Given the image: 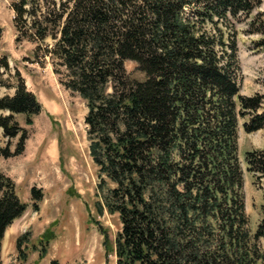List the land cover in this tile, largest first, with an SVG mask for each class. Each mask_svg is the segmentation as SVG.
<instances>
[{
  "label": "trees",
  "instance_id": "1",
  "mask_svg": "<svg viewBox=\"0 0 264 264\" xmlns=\"http://www.w3.org/2000/svg\"><path fill=\"white\" fill-rule=\"evenodd\" d=\"M262 0H12L18 42L35 44L34 61L51 63L60 83L83 97L98 193L121 230L117 264H264V205L256 231L246 209L241 119L264 128L260 95L241 93L238 25L264 34ZM145 74L132 78L126 62ZM7 80H3L4 76ZM0 129L25 151L26 125L43 105L0 56ZM264 177V149L244 152ZM39 210L42 188L31 189ZM28 204L0 172V264L8 227ZM21 248V238L17 241ZM44 249V248H43ZM26 256V255H24ZM52 264H60L53 260Z\"/></svg>",
  "mask_w": 264,
  "mask_h": 264
},
{
  "label": "rangeland",
  "instance_id": "2",
  "mask_svg": "<svg viewBox=\"0 0 264 264\" xmlns=\"http://www.w3.org/2000/svg\"><path fill=\"white\" fill-rule=\"evenodd\" d=\"M11 2L0 0V56L7 54L11 66L21 71L43 110L30 125H26L24 115H17L29 132L25 151L9 158L0 156V172L15 181L18 195L28 204L25 213L6 231L2 264H52L53 260L60 264H117L115 252L107 254V244L114 247L122 224L118 213H110L105 206L100 210L98 204L103 201L85 124L86 101L60 83L51 63L34 61L35 44L16 40ZM259 10L264 12V0ZM238 29L241 93L260 95L264 105V34L248 33L246 22ZM126 68L132 78H145L135 62L127 61ZM7 79V75L3 77ZM7 93L13 94L14 89L0 87V96ZM244 120L239 129L240 158L246 209L254 233L262 217L264 177L247 170L244 152L264 149V128L249 133L243 128ZM16 142L17 138L5 137L0 129L1 146L10 143L13 150ZM33 186L44 191L37 211L32 206ZM259 246L264 252V238Z\"/></svg>",
  "mask_w": 264,
  "mask_h": 264
},
{
  "label": "crops",
  "instance_id": "3",
  "mask_svg": "<svg viewBox=\"0 0 264 264\" xmlns=\"http://www.w3.org/2000/svg\"><path fill=\"white\" fill-rule=\"evenodd\" d=\"M3 260V259H2Z\"/></svg>",
  "mask_w": 264,
  "mask_h": 264
}]
</instances>
